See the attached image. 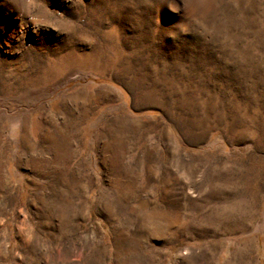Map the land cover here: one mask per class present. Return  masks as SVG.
<instances>
[{
    "label": "rangeland",
    "instance_id": "rangeland-1",
    "mask_svg": "<svg viewBox=\"0 0 264 264\" xmlns=\"http://www.w3.org/2000/svg\"><path fill=\"white\" fill-rule=\"evenodd\" d=\"M0 264H264V0H0Z\"/></svg>",
    "mask_w": 264,
    "mask_h": 264
}]
</instances>
